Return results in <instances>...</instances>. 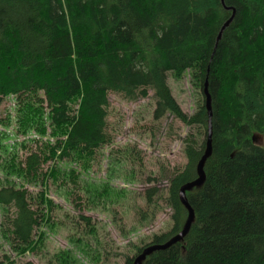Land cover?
<instances>
[{
  "label": "trees",
  "instance_id": "obj_1",
  "mask_svg": "<svg viewBox=\"0 0 264 264\" xmlns=\"http://www.w3.org/2000/svg\"><path fill=\"white\" fill-rule=\"evenodd\" d=\"M187 73L197 89L192 115L168 84L169 75L181 79ZM205 88L212 155L203 186L186 193L194 222L181 243L142 264H264V0H0V106L15 101V134L24 138L20 145L12 142L3 165L23 184L44 187L34 194L0 181V233L10 249L8 254L0 246V264L43 251V232L58 209L47 193L52 185L70 187L77 209H86L79 180L112 144L110 94L136 102L152 91V119L171 115L191 130L182 140L186 166L168 178L170 230L131 248L123 264L179 234L188 218L179 193L198 179L207 148ZM121 163L113 159L115 173ZM125 176L132 180L136 173ZM100 187L97 195L114 190ZM158 193L157 187L146 191L147 208L155 207ZM81 219L90 228L91 218ZM81 235L86 261L100 264V235ZM55 260L82 264L71 251Z\"/></svg>",
  "mask_w": 264,
  "mask_h": 264
},
{
  "label": "rangeland",
  "instance_id": "obj_2",
  "mask_svg": "<svg viewBox=\"0 0 264 264\" xmlns=\"http://www.w3.org/2000/svg\"><path fill=\"white\" fill-rule=\"evenodd\" d=\"M168 84L183 112L192 115L197 101L192 74L187 73L181 79L169 75ZM149 94L147 99L136 102H128L119 95L110 94L108 131L112 144L99 152L89 173L81 171L79 180L86 209L82 212L77 209L70 187H61V183V186L52 185L47 193L58 209L51 215L53 224L43 232V251L26 255L17 264H56L55 256L63 251H71L79 262L90 264L86 261V238L81 233L92 230L101 237L99 242L104 255L100 264H123L126 255H133L131 248L152 243L155 235L170 230L172 210L166 203L168 178L186 166L182 140L191 130L171 115L154 121L156 100L154 92ZM14 106L12 98L4 100L0 106V146L5 150L0 151V181L8 179L16 185L29 187L27 183H22V177L8 174V164L3 165L12 142L17 140V145H20L24 140L15 134ZM19 149V155L23 157L25 149ZM114 158L122 161L116 166V173L112 168ZM131 171L136 173V177L127 180L125 175ZM107 184H111L114 189H110V195H97L96 187H105ZM153 187L158 188L159 195L155 198V207L147 208L146 191ZM29 189L36 194L44 187L39 183ZM141 211H146L150 217L141 218ZM4 212L5 208L0 206V225ZM81 217L91 218V226L87 230L86 221ZM81 236L84 241L77 243ZM92 237L96 241L94 235ZM4 243L0 233V246L3 245V251L9 254V246Z\"/></svg>",
  "mask_w": 264,
  "mask_h": 264
},
{
  "label": "water",
  "instance_id": "obj_3",
  "mask_svg": "<svg viewBox=\"0 0 264 264\" xmlns=\"http://www.w3.org/2000/svg\"><path fill=\"white\" fill-rule=\"evenodd\" d=\"M221 1H223V0H221ZM231 20L232 19H230L229 22H227L223 26V28L221 29V32L229 25ZM205 95H206V107H207L208 116H209V136H208V140H207L206 152H205L204 156L202 157V159L200 160L198 167H197L198 175H199L198 179H196L195 181H193L191 183L184 185L181 188L180 193H179L180 194V200H181L182 204L188 210V218H187L186 224H185L183 230L180 231L179 234H177L175 237H173L167 243L162 244V245H150V246H147L146 248H144L142 250L141 255L136 259V264H142L147 257L151 256L153 253H155L157 251L166 250L169 247L173 246V244H176L179 242L181 243L186 238V236L188 235L190 228L192 226V223L194 222V218H195L194 211L191 208L190 204L188 203L186 193L193 190L194 188H200L203 186L205 179H206L204 167H205L207 160L212 155V140H211V115H212V113H211V100H210V96L208 94L207 88H205Z\"/></svg>",
  "mask_w": 264,
  "mask_h": 264
},
{
  "label": "bare ground",
  "instance_id": "obj_4",
  "mask_svg": "<svg viewBox=\"0 0 264 264\" xmlns=\"http://www.w3.org/2000/svg\"><path fill=\"white\" fill-rule=\"evenodd\" d=\"M221 34L222 33H219V37L221 36ZM208 111V110H207ZM194 216H195V214H194ZM187 221V220H186ZM186 224V223H185ZM148 246H150V245H148ZM146 248V247H145ZM141 255V253H139L135 258H134V264H136V259L139 257ZM144 260V259H143ZM146 260V259H145Z\"/></svg>",
  "mask_w": 264,
  "mask_h": 264
}]
</instances>
